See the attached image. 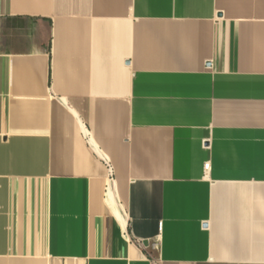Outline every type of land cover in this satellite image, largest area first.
I'll use <instances>...</instances> for the list:
<instances>
[{"label": "crops", "instance_id": "0c3cea01", "mask_svg": "<svg viewBox=\"0 0 264 264\" xmlns=\"http://www.w3.org/2000/svg\"><path fill=\"white\" fill-rule=\"evenodd\" d=\"M0 264H264V0H0Z\"/></svg>", "mask_w": 264, "mask_h": 264}, {"label": "built area", "instance_id": "2783aa9c", "mask_svg": "<svg viewBox=\"0 0 264 264\" xmlns=\"http://www.w3.org/2000/svg\"><path fill=\"white\" fill-rule=\"evenodd\" d=\"M208 165L207 164H205V167H207Z\"/></svg>", "mask_w": 264, "mask_h": 264}]
</instances>
